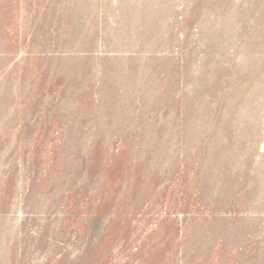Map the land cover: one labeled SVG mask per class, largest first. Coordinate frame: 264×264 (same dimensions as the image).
Returning <instances> with one entry per match:
<instances>
[{
  "label": "rangeland",
  "instance_id": "374dc122",
  "mask_svg": "<svg viewBox=\"0 0 264 264\" xmlns=\"http://www.w3.org/2000/svg\"><path fill=\"white\" fill-rule=\"evenodd\" d=\"M0 264H264V0H0Z\"/></svg>",
  "mask_w": 264,
  "mask_h": 264
}]
</instances>
